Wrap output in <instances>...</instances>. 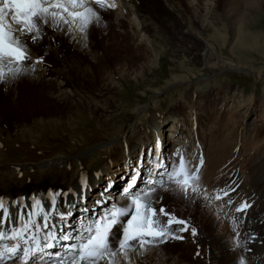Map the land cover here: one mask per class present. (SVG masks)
Masks as SVG:
<instances>
[{"label":"bare ground","instance_id":"obj_1","mask_svg":"<svg viewBox=\"0 0 264 264\" xmlns=\"http://www.w3.org/2000/svg\"><path fill=\"white\" fill-rule=\"evenodd\" d=\"M240 1L241 0L232 1L231 3L235 2L234 6L229 7L227 10L229 14L234 16L238 13V17L234 19L236 24L233 28H231V38H229V36H226L228 30L227 24L224 25L226 30H224L223 32L219 29L215 30L216 28H213V32L211 33L210 37L211 40H218L221 45L225 46L228 42L231 44L228 45V50L231 54L230 57H233V59L237 61L235 63V68L232 69V60L230 58L224 57L222 54L216 53L213 45L208 40H206L203 36H200L195 31L192 32V27H194V24L190 21V18H186L187 15L183 12V9L179 8L176 5L178 1H176L175 3V0H107L108 3L114 4L115 7L100 8L99 5L94 3V0H86V2L89 3L94 9H98L104 13L111 14L113 10H115V8L117 9L116 15L112 19V22L109 21L112 26L110 24L109 25L113 27L112 32H109L106 37L99 35V40L97 43L98 46H95L93 44V41L91 42L89 36H87L86 31L84 33H81L78 29L69 30L68 25H64L63 28L56 30H53L50 26L42 25L41 27L44 29V31L52 37L49 41V46H47V48L45 46V48L47 49L46 52H49V57H53L55 61H58L59 63L54 64L53 61V64L50 63L49 60L46 59V57H43L44 55H40L37 50H35L32 46H29L27 41H25L29 52V58L23 62L21 67L26 68L27 71L29 70V73H22L10 83H0V100H3L5 102V108L3 107L1 109V112L4 113V111L6 110H12L18 106L20 101L17 100L14 95L18 93L19 84L22 83L29 86L28 89H30V100H28H33V102H35V105H32L33 107H35V110L40 109V102H47L57 106L60 109L63 108L66 110V113H60L58 115L51 116L50 118L58 117L53 120L74 121L78 117H80L82 113H87V111L97 113L100 116H105V114L111 113V108L113 105L109 104V102L115 101L114 96L111 97L113 98L111 99L112 101H104L102 106H90L89 104H87V97L93 98L97 95L98 97L102 96L104 98H109V96L113 94L111 91L114 89V87L119 86L120 83L126 81H133L135 78L134 75H144L145 73H147L148 70L154 69L153 66L155 65V63H153L152 61H150L147 65L144 62L136 64L137 62H139V59L145 58V56L148 54L146 52H142V54L134 53V55L128 56L122 54V50L124 48L122 42L126 43L128 40L130 44H132V41H135L134 39H137L138 35L144 37L145 35H147L148 32H150L148 23H152L155 21V14L154 11H152V8H146L143 4L149 2H155L157 4L159 3L160 5L158 6H160V9L162 10L166 8L168 14L174 16L176 20L180 23V25H185L186 29L184 27V34L186 33L187 36H191L194 39L196 38L198 41L201 42L202 45H200L202 47V50L200 52V55H198L199 60L201 62L199 66L201 70H206L210 73H219L227 70L245 71L246 73H250L252 70L255 71L254 69H252V65L250 66L246 62L242 61V57L245 53H248V50L250 48L253 50H264V40L260 42L259 36H256L255 38L251 39L252 34H250V27L256 22L258 18H262L264 15V11H262L260 8V5H264V0H246V8H244L243 6L237 7ZM198 4L199 2H196V6ZM216 4L217 3L211 1L209 7L206 9V12H210L211 9L216 8ZM198 8L199 6H197V9ZM258 10H260L261 12L256 13L249 20H246L247 18L241 19L246 20L245 22L243 21L244 27L242 30L245 31V35L250 34V36H248L250 37L249 40L244 37V34L242 33L243 31H240V28L238 27V25L243 24V22L240 23V17H250L252 12ZM204 15L205 17H208L207 13H205ZM107 22L108 20L103 17L101 20V24H103V27H106L105 24L109 23ZM208 24L210 25L211 22H208ZM145 40L146 38H142L140 42ZM109 41H112V44L109 43ZM246 44H248L250 48H248ZM64 53L67 54L65 56L66 58L61 56ZM72 53L77 56V61L73 59ZM212 55L216 57V60L213 63L211 62L210 58ZM41 56L43 57V61L37 62V58ZM114 57L115 59L113 60ZM106 59H112L111 61L109 60L111 64H108L109 62ZM71 60H74L75 63H72ZM3 66L5 67V70H7V68L14 67L15 65L14 63H9L8 58L5 57ZM87 67L89 69L86 70ZM82 71H84L83 75L80 76L79 73H81ZM255 72L259 73L257 77L262 76V74H260V71ZM188 78L189 77H180L178 75H174L172 79L166 84V87H170L176 83L186 82ZM95 82L97 83V85H94ZM94 92H96L95 96ZM91 94L93 95V97ZM239 94L235 93L234 95L226 99L223 98L224 101L220 103V108H223L225 104H227V102L232 103V106L234 104H238V99L240 98ZM191 95L189 94V100L187 103H189L188 105L193 107L194 110L196 109V111L199 112V114L197 113L196 116H192V121H188L189 116L183 113L182 108L179 111L172 109L171 112H169L165 116H151L149 120V125L145 128V130L148 131V134L146 136L143 134V132H140L139 134H142V138H139L138 134L137 137L126 136V132L127 134L129 133L131 135L136 133V125L132 126L133 122L128 123L130 128L132 126L131 131L129 130L121 132L120 130L118 136L111 141V143L114 144L108 147L109 149L111 148L115 152L114 159L110 163L103 166V170L101 171L99 178H96L95 175H92L88 169L83 170L82 168H80L82 166V156L84 157V154H86L88 151L83 150L76 156L71 158H65L63 155H59L49 160L47 164H50L51 170L50 172H48L50 178L48 179L46 184H41L38 186L36 185L34 188H31L30 185L27 183L16 182V184L14 186L9 187L8 190L0 188V198H3L4 203L6 200L8 201L7 206H9L10 209L11 218L14 219L17 216V211L19 209V203L13 205L12 201L18 199L21 196L24 197V203L27 205H31L32 203V201L29 200V197H35L37 199H40L44 203L45 209H47V207L49 206L48 202L51 199L48 195L49 190H51L53 193L61 190L62 192L69 193L67 196L61 194V196L57 198L56 213H60L65 210V202L67 201V210L73 213L72 217L69 218L70 225L75 226L76 228L81 226L82 221L87 224V222L93 218L94 214L98 215L101 211L104 210L102 206L98 207L94 203L95 201H97V199L101 198L102 193L105 194L103 198L107 201H110V203L107 205L108 210L112 209L113 204L116 207H126L129 203L127 197L122 195L121 192L116 193L114 191L125 178L127 179V181H125L128 182L129 178L132 175L133 169L136 166V162L138 161V159H140L139 153L143 155L145 154V150L148 149L147 146L150 143L151 137H153V133H155L156 136V143L159 142L160 146H163L162 152L164 151L165 153L166 151H168L170 145L173 146V149L170 153L171 156L169 158H171L174 162L178 163L179 158L182 156L184 160L188 162V165L190 167H192L191 162L193 160H196L194 166L199 165L201 158H203V155H201L202 144L204 143L205 145H207V143L213 144V142H216V140H214L216 138V132L213 131V127L210 125L208 130L205 131L204 129V124H210V122L214 119L215 116L213 117V115L210 113L211 111L203 113L205 112V109L203 108L204 105L200 101H196L198 97L197 95L193 102L191 100ZM230 98L232 99L230 100ZM227 99L228 101H226ZM217 109L219 108L217 107ZM146 111L147 110L145 109L143 112L145 113ZM251 113L252 112H249V114ZM139 118L140 117L138 114L136 119L140 120ZM40 120L43 121L44 119L40 118ZM235 122L231 121L230 118L224 119L220 127L225 128L228 126L230 128L232 127L231 129H233L236 124ZM187 129H191V131L193 132L191 140L189 141V136L183 137L182 135L183 132ZM3 131H5L6 133L8 132L9 134V129H4L1 126V138L3 136ZM170 133H173L171 137L178 139V141H174L172 144H169V146H167L166 144L168 143L164 140L165 138H168L167 136ZM228 134L230 135L231 133L228 132ZM235 134L236 136L234 141L235 143H238L237 138L239 137V130H237ZM231 135H233V133ZM242 137H244V135ZM136 140H139V142H137ZM198 141H200L201 143H198V145H194L197 144ZM221 141L222 140H220V142ZM175 142L179 143L176 144ZM224 142L225 141L223 140V143ZM188 143L190 147L187 145ZM223 143H221V145H223ZM232 143L234 142H231V145H233ZM229 147L231 148V146ZM261 148L258 154H256L255 152L250 153V150H248V152L250 153L248 154L249 159H251V161L248 162V165L250 166L249 169L251 173L247 177L244 173L243 174L245 177H243L239 172H234L235 170H233L229 171L227 175H222L221 173H211L212 175L205 179V174H207V168L206 166L204 167V165L207 162H205L204 160L205 157L203 158V165L200 168L201 188L206 189L208 191L211 199V203L209 202V200H206V212L201 211L200 208L197 207V205L187 206V209H181L180 204H183L185 202V195L183 193L180 194L174 191L162 192V196L156 197L152 201L153 207L157 208V210L161 203L164 206L168 205L169 203H173L177 207L176 212H178V215L183 217L182 219L187 220L188 223H193L194 220H197L198 222H200V224L203 223V226L201 228L210 232L208 237L206 235L207 239H205L200 234L201 231H199V228L197 229V234L195 236H192L189 230L187 232L182 233V235L184 236V239L182 240H169L168 242H166L167 244L163 243L154 247L149 246L146 250H144L142 254L136 251H132L129 253L127 260H125V258L120 253H117V256L115 258L116 264H239V261L241 259L244 260L245 264H264V253L262 252V247L264 246V225L262 226L261 224L254 223L250 224L252 222H249L250 215L247 218L249 208H247V210L243 213L236 211V208L242 201H248L251 205L252 200L255 199V188L252 187L255 182L254 180H251V176L259 169L256 160L261 161L262 159H264V146L262 149ZM228 149L229 148L225 147L223 149V153H225L227 156L231 155L232 157L233 155L228 152ZM215 150L217 156H219L222 152H218L216 147ZM156 151L158 161H156V159L155 161L152 160L150 165L151 173L154 174L157 170V164L162 159L167 162V157H165L164 154L160 155L158 153V150ZM236 155H239V152H237ZM204 156H206L205 149ZM240 156L241 153L238 157ZM134 158H136L137 160ZM127 160L128 163H126ZM75 164L80 166L76 167L77 169H75L74 171L73 166ZM17 165L19 164H11L9 167L3 166L1 171L14 172L17 167L18 169L22 167ZM67 169L70 170V172L67 173ZM32 172H35V170H32ZM43 172H45V170H43ZM148 172H150L149 167L144 166L142 164L141 176L138 180V188L136 190H147L149 186L141 187L140 185H142L144 181L152 180L151 178H149L148 180L145 179V173ZM259 174L261 173L259 172ZM24 175L25 174H21L19 178L24 177ZM158 179L159 178L156 176L155 180ZM260 179L262 180L263 178L261 177ZM82 181H86L87 183V187L83 190V196L85 197L83 202H81L80 200ZM109 182H111L112 191L105 193ZM17 184L19 186H17ZM167 184L172 183H170L167 177L165 176L164 185ZM226 185L235 188V192L230 193V196L232 198L231 205L227 204L228 197H225L222 200H215L214 189L223 188ZM241 185L244 190V195L240 197L238 191ZM13 187L17 189H13ZM157 189H159V186H157L156 190ZM245 193L247 195H245ZM181 195H183L184 198ZM200 199L203 200L202 198ZM157 201H159V203ZM72 205H75V207H73ZM255 205L258 211L264 212V206H262V204L258 203ZM85 207L88 208L90 211L82 212V209ZM258 211L256 210L255 213ZM181 212L184 216L182 214H179ZM56 213L52 214V219L54 222L59 223L58 221H56ZM83 214L84 219L82 220L81 215ZM0 215H2V210H0ZM175 215L178 216L177 213H175ZM33 219L37 218L33 217ZM234 219L236 220L235 222ZM161 221H166V218L161 217ZM190 225L192 226V224ZM205 225H207V227H205ZM252 225L256 233H253L251 230V232H248L249 228H251ZM8 226L9 225L7 221H5V227L3 225V230L5 231L6 236V230ZM175 228L176 225H172V229L175 230ZM5 243L6 238L4 240H0V246H3ZM166 248H168L169 250L165 251ZM249 251L253 253H251L250 255V253H248ZM203 253H205V256L207 257L206 261L203 258H198L194 262L187 261L189 259L191 260V258L188 257L189 255L200 256ZM99 264H108V261L103 260L99 262Z\"/></svg>","mask_w":264,"mask_h":264},{"label":"rangeland","instance_id":"obj_2","mask_svg":"<svg viewBox=\"0 0 264 264\" xmlns=\"http://www.w3.org/2000/svg\"><path fill=\"white\" fill-rule=\"evenodd\" d=\"M176 1H178V3H176ZM211 1L217 3V7L211 9L210 12H206V9L209 7ZM232 1L238 0H175V3L179 8L183 9V12L187 15L186 18H190V21L194 24V27H192V32L195 31L200 36H203L206 40H208L213 45L216 53L230 58L232 60L231 67L233 69L235 68V63L237 61H235L233 57H230L231 54L228 50V45L231 44L228 42L224 46L221 45L218 40L214 41L210 39L211 33L213 32L212 29L216 28L215 30L219 29L223 32L224 30H226V28L224 27L225 24L228 25L226 36H229V38H231V28L235 26L236 23L234 19L238 17V13L234 16L227 12L228 8L234 6L235 4V2L231 3ZM196 2H199V4L197 5L199 6L198 9L196 6ZM154 3L155 2L143 3L146 8H152V11H154L155 14V21L152 22L153 24L151 22L148 23L150 32H148L144 37L138 35L137 39H134L135 41H132L135 44H133L132 42V44H130L128 40L126 43L122 42L124 46L122 50L123 55L128 56L134 55V53L142 54V52H146L148 54L145 56V58L139 59V62H137L136 64L144 62L147 65L150 61H152L153 63H155V65L153 66L154 69L148 70L144 75H134L136 79L134 78L133 81L120 83L119 86L114 87V89L111 91L113 94L109 96V98H104L102 96H99V98L97 95L96 97H93V93L91 94L93 98L87 97V104H89L90 106H102L104 101H112L111 99L113 98L111 97L114 96L115 101L109 102V104L114 106V108L113 106L111 108V113L105 114V116H100L97 113L87 111V113H82L80 117H78L74 121L53 120L58 117L50 118L51 116L58 115L60 113H66V110L63 108L60 109L57 106L47 102H40V109L35 110V107L32 106L35 105V102H33V100L29 101V86L22 83L19 84L18 93L14 95V97H16V99L20 101L16 108L12 110H6L3 113L1 112V109L4 107L5 102L3 100H0V127L2 126V128L4 129H9V134L8 132L6 133L5 131H3L2 138L0 136V188L8 190L9 187L14 186L16 182L27 183L31 188H34L36 185L38 186L41 184H46L48 179L50 178L48 172H50L51 166L50 164H47L49 160L59 155H63L65 158H71L76 156L83 150L88 151L86 154H84V157L82 156L83 160L82 166L80 168H82L83 170L88 169L92 175H95L96 178H99L100 173L103 170V166L110 163L114 159L115 152L108 147L114 144L111 143V141L118 136L120 130L121 132L129 130L131 131L132 126L136 125V133L131 135L129 133L127 134L126 132V136L137 137L138 134L139 138H142V134H139L140 132H143L145 136L148 134V131H146L145 128L149 125L151 116H165L169 112H171L172 109L179 111L182 108L183 113L189 116L188 121H192V116H196V114H199V112H197L196 109L194 110V108L188 105L189 103H187L189 100V94L191 95V92V100L194 102L197 95L199 98L197 97L196 101H200L204 105L203 108L205 109V112L203 113L211 111L210 113L213 115V117L215 116L210 124H204L205 131L208 130L211 125L213 127V131L216 132V134L214 132L216 137L214 140H216V142H213V144L207 143V145L203 143L201 146V155H203V158L205 157L204 160L205 162H207L204 165V167L206 166L207 168L205 179L212 175L211 173H221L222 175H227L229 171L233 170H235L234 172H239L243 177L249 176L251 171L249 169L250 166L248 165V162H250L251 159H249L248 154L253 152L258 154L260 152V148H263L264 146V50H253L248 44H246V46L250 49L248 50V53H245L242 57V61L246 62L250 66L252 65V69H254L255 71H260V74H262V76L260 77H257L259 73L253 70V72L251 71L250 73L236 70L210 73L209 71L201 70L199 68L201 62L198 57L202 50L201 42L196 38L194 39L191 36H187L186 33L184 34V30L186 29L185 25H180V23L174 16L168 14L166 8L162 10L160 9V6H158L160 5L159 3ZM238 6H243L244 8H246V0H241L238 3L237 7ZM260 8L262 11H264V5H260ZM94 10H97V12L99 13L100 20H93L86 29V33L87 36H89L91 42L93 41V44L95 46H98L97 43L99 40V35L106 37L109 32H112L113 27H111L112 25L110 22H112V19L116 15L117 11L113 10V12L110 14L104 13L98 9ZM259 12L261 11H254L252 12L250 17L243 16L240 17V20L242 18H247L246 20H249L253 15ZM205 13H207L208 17H205ZM103 17H105L108 22L110 21L109 23L107 22L108 24H105L106 27H103V22V24H101V20ZM246 20L243 19L240 21V23H242L243 21L245 22ZM208 22H211L212 26L211 24L209 25ZM244 22L243 24L238 25L240 31H243L242 33L244 34V37L250 40V37L248 36L252 34L251 39L259 36V40L260 42H262L264 40V15L262 18H258L256 22L250 27L251 33L247 35H245V31L242 30L244 27ZM51 38L52 37L49 36L42 28V38L37 42L27 41V43L29 44V46H32L35 50H37L40 55H44L43 57H46V59L49 60L50 63H52L53 61L54 64H57L59 62L55 61L53 57H49V52H46V48L47 46H49L48 44ZM142 38H146V40L140 42ZM109 43L112 44V41H109ZM66 55L67 54L64 53L61 56L65 57ZM75 56L76 55L72 53L73 59L77 61V56ZM210 58L212 63L216 60V57L213 55ZM114 59L115 57L113 58V60ZM74 60H71V62L75 63ZM109 60L111 61L112 59L107 60L109 62L108 64H111ZM87 69L89 68L87 67L86 70ZM28 71H25V73H29ZM83 72L84 71L79 73L80 76L83 75ZM174 75H178L180 77H189V80L187 79L186 82L176 83L170 87H166V84L172 79ZM94 85H97V83L95 82ZM233 93H240L238 104H234L232 106V103L227 102V104H225L223 108H220V103L224 101L223 98L226 99L234 95ZM95 94L96 92H94V96ZM231 99L232 98H230V100ZM226 101H228V99ZM217 107L219 109H217ZM145 109L147 111L144 113L143 111ZM249 112L252 113L249 114ZM138 114L140 120L136 119ZM40 118L44 120L41 121ZM229 118L233 122L236 121L233 129H231L232 127L230 128L228 126L225 128L220 127L223 123V120ZM129 122H133L131 128L128 125ZM237 130H239V137L237 138L238 143H235V132ZM227 131L231 134L233 133V135H229ZM192 133L193 132L191 131V129H187L183 132L182 135L183 137L189 136V141L191 140ZM172 134L173 133H170L167 136L168 138H165L164 140L168 143L166 144L167 146H169V144H172L174 141H178V139L171 137ZM154 135L155 133H153V137H151L150 143L147 146L148 149L145 150V154L143 155L139 153L140 160L146 159L149 152L152 153L153 157H156L157 148L154 141L156 140V136L154 137ZM243 135L244 137H242ZM220 140L222 141L220 142ZM223 140L225 141L224 143ZM136 141L139 142V140ZM231 142H234L232 143L233 145H231ZM175 143L178 144L179 142ZM198 143L200 144L201 142L198 141L197 144H192L198 145ZM221 143H223V145H221ZM187 145L189 146V143ZM229 146L233 148L231 149ZM162 147L163 146L161 145V149L163 150ZM215 147L217 148L218 152L222 151L219 156L216 155ZM225 147L229 148L228 152L233 155L232 157L231 155L227 156L225 153H223V149ZM172 149L173 146L170 145L168 151H166L165 153L163 151L162 154H164L165 157L169 158L171 156L170 153ZM204 149L206 156H204ZM248 150H250V153L248 152ZM237 152H239V155L241 153L240 157H238L239 155H236ZM256 162L259 166V169L255 172L257 175L254 173L251 176V180H254L255 182L254 183L252 181L254 183V186L252 185V187L255 188V199L252 200L253 205L251 204V206L249 207L250 210L248 209L247 218L250 215L249 222L252 221L250 224H261L263 226L264 212L258 211V209L255 207V204L259 203L264 206V159H262L261 161L256 160ZM126 163H128V160ZM195 163L196 160H193L191 162V166H194ZM11 164H19L17 166L22 167L19 169L17 167L14 172L1 171L3 166L9 167ZM79 166L75 164L73 166L74 171L75 169H77L76 167ZM176 166L178 167V163H176ZM32 170H35V172H32ZM43 170H45V172H43ZM66 171L67 173L70 172V170L68 169ZM258 171L261 174H259ZM243 173L245 174V176ZM21 174L25 175L24 177L19 178ZM145 174L147 175V177L151 175L147 173ZM259 177H262L263 181ZM125 180L127 181V179L125 178L120 184V187L116 189V192H118L120 188L124 186V184L126 183ZM17 186L19 185L17 184ZM13 189L17 188L13 187ZM167 191H174L182 194V192L178 190L174 184H167L164 185L163 188L159 187V189L156 190L152 201L156 197L162 196V192ZM246 193L245 195H247ZM238 194L240 197L244 195L242 185L238 191ZM181 196L184 198L183 195ZM200 198H202L203 200H201ZM184 199L185 202L183 204H180L181 209H187V206L197 205V207L200 208L201 211H207V202L203 198L202 194L192 197L185 196ZM165 208L166 210H170L174 212V214L177 213L178 215V212H176L177 207L173 203L165 205ZM256 210L258 212L255 213ZM179 214L183 215L182 212ZM178 216L183 218L180 215ZM235 221L236 220L234 219V222ZM189 224H192V226L196 229L199 228V231H201L200 234L205 239H207L210 232L201 228L203 226V223L200 224V222L194 220L193 223ZM205 227H207V225H205ZM250 230L253 233H256V231L253 229V225L251 228H249L248 232H251ZM263 247L262 252L264 253ZM168 250V248L165 249V251ZM248 253H250L251 255V253L253 252L249 251ZM197 256L198 255H189L188 257H190L191 260L189 259L187 261L194 262L198 258H203L205 261L207 260L205 253L198 257Z\"/></svg>","mask_w":264,"mask_h":264},{"label":"snow or ice","instance_id":"obj_3","mask_svg":"<svg viewBox=\"0 0 264 264\" xmlns=\"http://www.w3.org/2000/svg\"><path fill=\"white\" fill-rule=\"evenodd\" d=\"M94 3L100 8L115 7L107 0H94ZM93 20H100L99 13L86 0H0V83H10L27 71L21 67L29 58L25 41L36 42L41 39L42 25L50 26L53 30L68 25L69 30L78 29L84 33ZM5 57L15 66L5 70ZM42 61V56L37 58V62ZM156 148L162 155L159 142L156 143ZM152 159L149 152L146 159H138L136 162L131 177L121 190V194L129 201L126 207H116L113 204L112 209L108 210L110 201L105 200V194L102 193L101 198L94 203L98 207L102 206L104 210L86 225L81 224L78 228L70 225L69 218L73 213L67 210V201L65 210L56 213L57 198L61 194L67 196L68 192L61 190L53 193L49 190L51 199L47 209L44 203L35 197H29L31 205L25 204L22 196L13 200V205L19 203L16 227H13L11 214L4 205L3 198H0V240L7 238L15 241L0 247V264H30L37 258L38 264H43L45 255L47 264H99L103 260H107L108 264H116L117 253L127 260L132 251L142 254L149 246L154 247L169 240H182V233L189 230L191 235L195 236L197 229L187 220L166 210L162 203L158 210L154 208L152 197L157 186L164 187L166 176L186 197L202 194L203 198L211 203L208 191L201 188L200 168L203 159L201 158L199 165L192 167L182 156L178 160V167L171 158H167V162L162 159L155 172L159 179L145 181L151 185L147 190H136L141 176V165L148 166L151 173ZM86 187V181H82L81 202L85 199L83 190ZM110 189L111 182L107 185L106 192ZM214 191L215 200L228 197L227 204H232L230 193L235 192V188L226 185ZM250 206L248 201H242L236 211L243 213ZM88 211L90 210L86 207L82 209V212ZM53 213H56V221L59 223L53 221ZM161 217H165L166 221L162 222ZM5 221L12 228L7 236L3 230ZM172 225H176L175 230ZM57 246L63 251H53ZM239 264H245L244 260L241 259Z\"/></svg>","mask_w":264,"mask_h":264}]
</instances>
